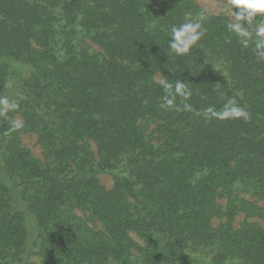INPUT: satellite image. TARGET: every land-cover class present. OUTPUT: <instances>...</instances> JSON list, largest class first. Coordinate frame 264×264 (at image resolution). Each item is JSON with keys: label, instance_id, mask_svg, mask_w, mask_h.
<instances>
[{"label": "trees", "instance_id": "obj_1", "mask_svg": "<svg viewBox=\"0 0 264 264\" xmlns=\"http://www.w3.org/2000/svg\"><path fill=\"white\" fill-rule=\"evenodd\" d=\"M201 11L0 0V97L19 105L0 116V264H264V61L208 11L170 53V27ZM160 73L195 112L234 97L250 118L161 108Z\"/></svg>", "mask_w": 264, "mask_h": 264}, {"label": "clouds", "instance_id": "obj_2", "mask_svg": "<svg viewBox=\"0 0 264 264\" xmlns=\"http://www.w3.org/2000/svg\"><path fill=\"white\" fill-rule=\"evenodd\" d=\"M226 20V28L233 34L243 48L254 45L256 58L264 61V0H222L221 6L214 13ZM191 13L186 14L184 22L170 27V38L168 51L176 56H184L197 46L204 37L206 28L204 24L208 18L205 11H201L194 19L190 18ZM154 80L165 92L162 98L161 108L174 109L178 112H195L189 103L192 98V90L189 83L175 80L174 83L163 74L155 75ZM179 100V103H177ZM19 105L7 96L0 97V116H6L14 112ZM205 120H248L249 113L238 103L234 97H226L220 109L215 106H208L201 112H195ZM12 130H19L23 127L22 120L12 119Z\"/></svg>", "mask_w": 264, "mask_h": 264}, {"label": "rangeland", "instance_id": "obj_3", "mask_svg": "<svg viewBox=\"0 0 264 264\" xmlns=\"http://www.w3.org/2000/svg\"><path fill=\"white\" fill-rule=\"evenodd\" d=\"M195 3H197L200 7H202L205 11H208L210 13H215L216 10L221 6L222 0H193ZM23 144L31 150V152L37 156L41 157V152L39 147L36 145L35 139L33 137L24 136L22 137ZM100 179L104 186L109 188L111 186V179L107 176H100ZM243 215H239L236 219V223H238L240 220H242ZM134 238L135 236L132 235ZM136 239V238H135Z\"/></svg>", "mask_w": 264, "mask_h": 264}]
</instances>
